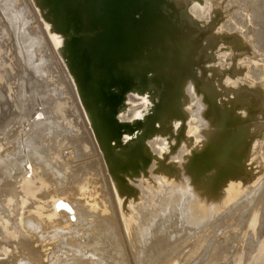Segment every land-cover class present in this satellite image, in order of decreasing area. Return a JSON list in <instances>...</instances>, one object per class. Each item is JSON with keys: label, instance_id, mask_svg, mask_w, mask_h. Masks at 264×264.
<instances>
[{"label": "bare ground", "instance_id": "obj_1", "mask_svg": "<svg viewBox=\"0 0 264 264\" xmlns=\"http://www.w3.org/2000/svg\"><path fill=\"white\" fill-rule=\"evenodd\" d=\"M184 3L183 8L186 7ZM168 4L170 0H151L142 17L157 15ZM253 8L260 11L256 4ZM180 9L177 6V11L170 12V16L160 19L152 27L150 23L132 27L133 35L126 36L124 44L110 51L118 56H113L112 60L118 64L122 62L119 65L131 60L126 53L129 48L127 44L145 52L142 64L149 56L152 57V61L144 65L148 69L141 68L135 74L125 70L124 66L120 69L127 81L132 76L137 77L128 83V89L143 99L139 100L142 103L141 118L127 127L128 137L124 142H119L120 138L116 139L115 136L117 132L104 125L106 121L100 117L97 108H92V111L89 109V112L91 106H99L100 111L103 106L100 103L102 98L94 94L93 97H97L98 101L93 97L92 101H87L85 97L86 105L84 101L83 104L88 110L87 117L96 122L94 126L97 128L93 135L100 149L99 159L87 157L93 150L85 142L79 151L83 161L77 165H65L61 161L58 165V142L55 139L53 143L50 142L46 135L44 141L46 138L47 145L50 142V146H53L51 149L55 148V154L51 152V157L42 156L44 153H40L41 150L37 154L33 145H40V142L36 139L38 142L35 141L33 147L28 148L29 151L25 144L23 147L26 149L20 147L21 151H27L26 159L23 156L24 161L19 157L21 163L18 158L4 155V159L0 158V264H130L139 260L141 264H147L143 262H150L152 256L155 259L156 252L158 254L163 245L172 244L165 245L170 239L173 242L176 237L187 236L194 240L188 243L193 244L191 247L194 244L198 246L205 237L208 238V229L221 213L235 215L253 212L255 222L259 209L263 207L259 205L258 208L257 203L264 202V39L257 38V45H252L248 28L250 34L238 33L250 23V12L246 8L236 13L216 11L205 25L185 18V10ZM88 12L91 13V10ZM104 15L102 13L98 18L92 15L88 21H78L69 16L66 19L73 24L72 29L76 28V33L73 29L76 47L72 46V51L68 49L74 66L78 67L77 63L81 62L87 66L90 61H100L99 55L102 56L107 51V45L116 40L115 35L119 33L108 26V20L103 25L105 28L99 26L101 31L95 24ZM226 18L231 20L224 22ZM216 24L219 25L215 40L204 46L203 52L209 50L210 61L215 60L214 65L218 67L213 70L214 73L204 70L200 80L191 81L187 97L181 88L173 84L174 73L162 69L165 62H155L158 50L156 40L162 37L163 32L178 37L194 33L198 26L201 29ZM232 27L239 30L234 37L228 33ZM111 31L117 33L110 35ZM148 31L149 36L143 39V34ZM82 45L85 49L81 48ZM222 48L229 52L219 55L218 49ZM143 74L147 77L143 78ZM140 76L145 82L142 86ZM209 88L215 91L208 94ZM176 89L183 94L184 106L180 110L174 104L169 108L167 103V97ZM218 89H223L224 94L220 95ZM108 90L105 88L107 98L116 101L113 95L116 92ZM187 102L189 106H185ZM56 109L57 105L54 111ZM54 111L45 129L49 126L50 130L54 128ZM59 129L61 133L63 129ZM39 134L42 136V133ZM39 134L34 136L40 138ZM32 139L29 145L34 141ZM5 148L6 145L0 146L4 151ZM31 149L37 153L33 154ZM4 151H0L1 156ZM26 162H31L32 172L38 175L35 179L32 173L34 181H30L31 172L30 176L29 172L28 176L23 175L27 169ZM176 239L174 241L177 242ZM183 239L180 240L182 244L189 242V239H185L187 241L183 243ZM197 239L198 244L194 243L198 242ZM165 249L164 253L159 252L157 256L162 253L166 256ZM176 253L167 256L169 260L173 257L174 261V258L184 254L176 256ZM167 257L162 258L164 263L158 258L159 262L168 263ZM158 259L156 257V261ZM153 261L151 259V264L156 263Z\"/></svg>", "mask_w": 264, "mask_h": 264}, {"label": "rangeland", "instance_id": "obj_2", "mask_svg": "<svg viewBox=\"0 0 264 264\" xmlns=\"http://www.w3.org/2000/svg\"><path fill=\"white\" fill-rule=\"evenodd\" d=\"M219 1L218 0H215V1L214 0H170V4H168L167 6H164L163 9L161 8L160 12H158L157 15L153 14L150 16L142 17L143 16L142 14L141 17H138V19L139 21L140 20L143 21L145 19V22L134 23L131 25V27H136L140 25L142 26L144 24L148 25L149 23L152 27V25H154L160 19L166 18L165 16H168L169 14L175 12V10L177 11V6L179 10H181L180 7L182 8V11L185 10V14L183 15L185 18L187 17L190 18L188 14L192 13L194 17L197 19L196 22L199 23L200 25L208 24L211 21V19L214 17L216 11H220L224 13H230V12L236 13L237 10L240 11L246 8V10L248 9L250 12V18H249L250 23L248 24V27L246 26V28L241 31L239 30L236 31V29L232 27L230 28V31H228V33L230 34L229 36L234 37L240 32L245 35L246 33L247 34L251 33L250 43H252V45L253 44L257 45V43L255 42V39L256 40L257 38L259 40L264 39V0H238V1L237 0L235 1L234 0H219ZM35 2L37 1L36 0H0V73H1L0 77L1 76L3 77V78L2 77L0 78V85L2 86V87L0 86V114L3 113L5 110L19 109V95L31 96L32 94H47L49 91L63 93V94L57 103L56 111H54V113H56L55 114L56 120L54 121L55 126L53 123H51L52 124L51 126H54V128L52 127V129L50 130V126H49L48 128L45 129V126L46 127L48 126L47 121H49L52 112L49 113L48 115L35 117V118H32L31 116L26 114L24 128L17 129V132L19 131L17 133L18 137L16 136L13 139L12 145L10 146L6 145L7 149L5 148L6 149L5 151L2 150L4 148L0 149V151H4L2 156L0 155L1 156L0 158L4 159L5 157L2 158L3 155L6 156L7 158L9 157L18 158V160H20V163H21L22 160L24 161L26 159L25 156L27 155L26 154L27 151H29L28 148L29 147L31 148L33 146L34 148H36L38 152V153L33 152L31 149V152L33 154L34 153L40 154L43 152L44 155L42 156L51 157L52 155L50 154L51 152L54 153L53 150L55 148L51 149L53 148V146H50L51 145L50 142L52 141L53 143L55 139L58 142V151L60 155V158L57 160L58 165H59V162L61 161L65 165H68V164L70 165V163L71 165H77L78 163L83 161L84 159L79 155V151L83 147V145L81 144L83 143L84 144L88 143L93 150L92 154L88 155L87 157L90 159H99L101 157L100 156L101 154H98L100 153V149L97 147L96 142H94L95 136L93 135L94 130H96L97 128L94 126L95 125L94 123L96 122H93L90 119V117L88 118L87 116H89L88 110L91 109L92 111V108H94V110L97 108L96 110H98L99 111L98 113H100L101 112L99 109L100 107L98 106L99 107L98 108V107L91 106L87 110L86 106L83 103H81V99L76 92L74 84L72 85L73 81L70 80V77L68 76L66 72V68L56 51L57 49H59L60 54L63 56L64 59L68 58L69 60H71L69 57L70 56L69 54L71 52L69 53L68 49L69 51H72L73 50L72 46H74V48L76 47L74 44L75 43L77 44V39L76 37L74 38L75 35H73L76 28L75 29L73 28L74 29L73 31L72 29V27H74L73 24H70L68 21H66V19L61 21V23H59V20H60L59 17L56 18L57 26L56 25L55 26L62 32L61 33L62 35H60L62 37L61 38L59 35H57L58 32L54 29L53 25L48 21V19L45 17L46 19L45 20L44 17L43 18L41 17L40 14H42L43 11L39 7L35 6ZM183 3L186 6L184 8H183L184 5L182 6ZM49 4L47 3L45 4V6L47 5L48 7L50 6L52 7V5H49ZM255 4L259 6V9H260L259 12L257 10H253L254 9L253 7ZM174 5H176L175 10H174L175 8ZM51 10L54 13L55 10L53 8ZM103 17H104V20H103ZM103 17L99 21L96 20L97 23L95 22V24L98 27L99 26L102 27V29L105 28L103 25H105L106 20H108L106 15H104ZM245 18L246 17H244V19ZM138 19L136 18V20ZM228 20H231V18ZM52 27H53V30H52ZM100 27H99V30L101 29ZM251 27H254V29H252ZM247 28L250 31V33L247 30ZM96 30H98V28ZM104 30L107 31L106 29ZM251 30L253 31L251 32ZM115 31H111L114 33L109 32L110 35L111 34L115 35V33L118 32V31L117 32ZM149 34H150L149 31L148 33L146 32V34L144 33L143 39H147ZM115 36H116V40H112V43L110 42L111 45H107V51L109 52L114 51L116 47L124 44L123 41L126 39V36L122 37L120 33L118 35L116 34ZM70 38H71V41H69V43L65 45L66 40ZM140 41L142 42V40ZM65 48H67V52ZM92 50H95V48H92ZM218 50H219V55H225L227 52H229L225 48L218 49ZM64 52L68 53V55ZM150 59H152L151 56H149V58L146 59L145 63H147L148 61L151 62L152 60ZM140 77L142 78V76ZM144 77H147V76L143 74V78ZM143 78H142L143 83L141 82L142 84L140 86L144 85L145 83ZM145 81H146V78H145ZM150 86H152L151 83H150ZM124 88L127 90L126 85ZM116 94H117V91L115 94H113L114 97H116L115 96ZM75 97H77L78 99ZM127 97L128 99L131 98V100L129 99L130 101L127 100L128 104L130 102V104L132 105L134 102L136 105L133 106V108H130L131 110L127 114H121L120 121H122V123H125V125H123V129L118 130L120 134H118V131L113 129L114 132H117L118 134L117 136V134L115 133L116 139H118V137L120 138L118 139L119 142H121V140L124 142L125 138L128 137L126 133L128 132V130H126L128 129L127 127L133 124L134 122L136 123L137 120H139V117L142 115V110H141L142 103L141 102L139 103V100L141 99H139L135 95H128ZM115 99H117V97ZM60 107H62L64 110ZM137 107L140 109V112H138L139 109ZM57 111H59L58 113L59 115L57 114ZM94 121H97V120H94ZM46 123L47 125H45ZM104 125H107V124H104ZM96 126H98V124ZM59 127L63 129L61 130V133H60ZM43 129L45 130L48 129V130L44 131ZM48 131L49 133H47ZM51 131H53V133H51ZM44 132H46V134H44ZM36 133L37 135L39 133H42V136L40 134H39L40 138L39 136H34L36 135ZM45 135L47 139L50 141L48 145H47L48 141L46 138H45V141L47 143L44 141ZM20 138H22L23 141L26 140V142L27 141L28 142L25 143ZM80 138H82L83 140H81ZM88 138L89 140H87ZM31 139L34 141H32V144L29 145L28 143L29 141L31 142ZM36 139H38V141L40 142V145L39 144L36 145L37 143L34 144L35 141L38 142ZM90 139H91V142H90ZM77 141L79 142L78 144H77ZM19 143H21V146L19 145ZM23 144L27 146L26 152L25 150L21 151V149H26L24 148L25 146L23 147ZM0 146L2 147V144H0ZM3 147H5V145H3ZM20 147L22 148L20 149ZM11 149H13V151ZM36 150L34 149V151ZM18 151L20 152L18 153ZM22 152H25V153L22 154ZM32 153L28 152V154H32ZM23 156L25 159L23 158ZM19 157L22 158V160L19 159ZM25 164H26L27 169L25 170V174L23 173V175L24 176L27 175L28 172H29L28 173L29 175L31 172V176L29 175L31 178L27 177V179L28 180L31 179L30 181L32 180L34 181V177L36 179L37 174L32 172L33 166L31 165V162L29 163L26 162ZM32 173L34 174V177L32 176L33 175ZM257 205L258 206L260 205L261 207L262 206L263 207L261 208L262 211L261 209H259L260 212L258 213L257 218L255 219V222H253L254 221L253 212H250L252 214H250L248 211L249 214L248 213L247 214L237 213L235 215H228L226 213H221L219 214L218 217L216 216V218L213 220L214 223L211 225L210 229H208L209 234L207 232L208 230L206 231V233L209 235V236L207 235L208 238L205 237L206 239H204V241H201L200 243L198 239H197L198 242L196 241L194 242L197 244L199 243L198 246H195L196 244H194V247H191L193 246V244L191 245L188 243H193L194 240L192 241L191 238L189 239V237L187 236L186 238L183 236H180L178 237L179 240L177 237H176L177 239L175 238L177 242H180V240L183 238L189 239L188 240L189 242L187 243H184L185 239L182 240L185 245L186 244L188 245V246L186 245L187 247L184 244H182V242L177 243L176 241H174L175 239L173 240V242L184 245L186 250H184L183 248L184 246L182 247V245H177V244L175 245L173 242H171V239H170L169 242L165 243V245L168 243H172L171 245L168 244L170 247L168 245H166V247L163 245L164 248L162 247L161 251H158V254H159V252H162L163 249L166 248L165 249L166 256L165 254H163L164 251L161 255H159V257L157 256L158 255L157 252L156 254L155 253L154 254L156 255L158 259L160 258V256L162 257V255H163L162 258L164 257L166 258L168 256L167 255L168 251H169L168 253L169 256L171 254L174 256V254L176 253L175 252L176 250H177L176 256L182 255L184 253L182 256H178L177 258H174L173 259L174 261H172L173 257L172 258L170 257L171 260H169L168 258L169 256H168L167 257L168 263L166 264H172V263L173 264H264V219H263L264 218V202L261 204L257 203ZM260 206L258 208H260ZM3 212L5 213L6 210ZM221 217H222V220H220ZM0 232H2V230ZM200 234H196V235H200ZM215 236L217 237V240ZM194 238L195 236H193V239ZM172 246L175 248L172 249L173 248ZM195 247L197 248L195 249ZM169 248L170 250H168ZM179 248H182V250ZM178 249L180 250L179 253H181L182 251L183 252L179 254ZM191 249L192 250L195 249V250L192 251ZM170 251L172 252L171 254H170ZM188 252H190V254ZM156 257L154 256L155 259H153V256L151 258L152 262H154L153 260H155L156 262L155 264L157 263L161 264L162 262L163 263L165 262L163 261L165 258L164 259L160 258L162 260L160 261L161 262L160 263L159 259L156 261ZM151 259H150V262L147 259L148 261L145 260L146 262H143V263L151 264L152 263ZM167 259H166V262H167ZM138 262H140V264L142 263L140 260ZM138 262L135 261V263L134 262L133 263L138 264ZM133 263H130V264H133Z\"/></svg>", "mask_w": 264, "mask_h": 264}, {"label": "water", "instance_id": "obj_3", "mask_svg": "<svg viewBox=\"0 0 264 264\" xmlns=\"http://www.w3.org/2000/svg\"><path fill=\"white\" fill-rule=\"evenodd\" d=\"M36 1L35 6L43 11L42 14H40L41 17H44V19L46 17L48 19L58 32V34H56L59 36L62 35V32L56 27V16L59 17V23H61V21L67 19L68 16L78 21H88L90 16L95 15L96 18H98V16L103 13L108 15V26L118 31L122 37H125L133 35L131 29L132 24L145 22V19L139 21V19L136 20V18L143 14L151 0ZM47 3L52 5L51 8L55 9L56 14L52 12L50 7L45 6ZM58 6L62 8H58ZM56 9L58 11H56ZM88 10H91V13H89ZM188 16L194 21L197 20L192 13H189ZM226 20H228V18H226L224 22ZM218 25L219 24H216V26L210 25L208 28L201 27V29H199L200 26H198L194 33H188L178 37H172L168 33L161 32L162 37L156 40L158 42V50L154 57L155 62H165L162 69L170 70L174 73L175 78L173 84L177 86V88H181L184 91V95L187 97V88L191 84V81L200 80V78L204 76V70H208L209 73H214L213 70L218 67L217 64L214 65V63H216L215 60L210 61V56H208L209 50L203 52V47L208 46L212 40H215L214 36L216 35ZM69 41H71V38L66 40L65 45L69 43ZM127 46L129 48L126 49V53L130 56L131 60L124 65H119L122 62L118 64L116 60H112L114 56L112 52L105 51L102 56H99L101 58L100 61H90V65L87 66L82 64V62L77 63V67L74 66L72 61L68 58L64 59L59 49L56 50L66 68L70 80L73 81L72 85L74 84L77 94L82 98V103L84 101L86 105V98L87 101H92L91 97H93L94 94H98L102 98L100 103L103 105L100 117L106 121L108 128L114 130L123 129L125 123L120 121V115L127 114L131 110L130 108L136 105L135 103L132 105L128 104L127 96H137L128 89V83L137 77L132 76L127 81L125 75L120 71L121 66H124L125 70L132 71V74H135L138 70L144 68L145 65V61L144 64H142V58L145 52L137 46H131L130 44H127ZM81 48H84V46L82 45ZM152 50L153 48L151 52ZM79 67H81L82 72ZM125 85L127 90L124 88ZM105 88H109L113 93L117 91L116 102H114L111 97L107 98L105 95ZM211 90H213V88H209L207 93L212 94L215 91ZM218 90L220 91V95L224 94L223 89ZM62 94L63 93L49 91L47 94H32L31 96L19 95V109L5 110L0 114V144L12 145L13 139L17 135V129L24 128L26 114L35 118L53 112ZM182 96V92L179 93L177 89L174 90V92L167 97L169 108L174 104L178 107V110L182 109L184 106ZM138 98L140 99V97ZM93 99H97L96 101L99 100L97 97H93ZM140 102L141 101H139V103ZM185 106H189V103L187 102ZM147 129L148 127L146 130ZM156 131L157 130L152 134Z\"/></svg>", "mask_w": 264, "mask_h": 264}]
</instances>
